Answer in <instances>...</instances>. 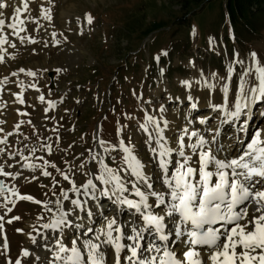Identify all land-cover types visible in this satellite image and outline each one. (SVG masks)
<instances>
[{"label":"rangeland","instance_id":"374dc122","mask_svg":"<svg viewBox=\"0 0 264 264\" xmlns=\"http://www.w3.org/2000/svg\"><path fill=\"white\" fill-rule=\"evenodd\" d=\"M30 1L28 13L23 15L24 30L19 34L25 40L21 43L15 36L11 54L0 62V80L9 83L7 92L0 93V129L7 127L11 112L19 114L18 127L11 135L0 131V140L5 141L0 144V165L4 172L12 173L0 175L8 188L0 194V264L56 263L53 252L59 235L54 239L50 230L42 227L56 211L48 212L43 203L21 196L40 202L62 198L61 190H69L71 185L61 172L77 186L86 183V174L97 169L90 163L92 155L100 153L98 159L107 155L99 146L100 140L107 146L123 138L126 144L136 146L146 168L154 171L156 164L145 144L147 134L139 127L146 114L163 116L169 125L187 115L192 130L206 113L220 114L221 110L208 104L223 102L221 88L225 84L231 86L228 104L233 108L239 77L252 64V52L264 65V15L260 20L234 25L228 20L226 0H45L43 15L36 0ZM49 15L50 19L44 18ZM28 37L36 42H29ZM210 37L215 39L214 45L209 44ZM236 53L243 65L236 63ZM158 55L159 62L155 59ZM229 65L235 68L230 80ZM29 70L35 76L27 75ZM184 80L191 83L190 88L181 83ZM205 81L215 88H207ZM262 111L264 101L247 110L254 118L250 132L264 129ZM214 118L210 123H215ZM220 120L228 129L226 123L232 119ZM242 125L243 120L240 128ZM121 128L122 134L118 132ZM181 129L178 123L170 136L175 138ZM232 133L229 145L237 143ZM122 155L113 152L116 160L107 157L106 162L117 167ZM45 162L49 177L43 176V168L33 171L25 167ZM154 188H160L158 182ZM69 196L74 198V193L69 191ZM91 203L107 216L119 215L121 221L129 212L127 208L119 211L107 197ZM80 216L87 220H83L85 226L91 224L84 213ZM97 224L91 227L95 229ZM40 234H47L48 239ZM73 235L72 231L67 237ZM32 237L39 244L35 245ZM65 243L71 247L69 239ZM43 244L48 251L43 250ZM25 250L30 255L24 256Z\"/></svg>","mask_w":264,"mask_h":264},{"label":"snow or ice","instance_id":"6c2138e0","mask_svg":"<svg viewBox=\"0 0 264 264\" xmlns=\"http://www.w3.org/2000/svg\"><path fill=\"white\" fill-rule=\"evenodd\" d=\"M22 2L26 10L27 2ZM7 7L8 4L0 3V8ZM14 12L18 17L21 8L14 7ZM91 21L89 15L88 22ZM5 26L4 13L0 12V52L6 53L5 44L15 47L9 35L19 37L21 43L25 37L19 35L15 22L7 24V28L12 29L9 34L4 33ZM27 39L31 43L36 42L31 37ZM215 43V39L210 37L209 44ZM163 55L167 56V52ZM235 55L236 63L243 65L239 53ZM250 56L252 64L239 77L233 101L235 110L229 111L228 108L230 84L221 88L223 102L210 105L216 110H223L230 119H238L242 115L246 118L247 110L255 102L264 101V65H261L255 52ZM155 59L159 62L160 56ZM3 60V55H0V62ZM234 72V66L229 65V80ZM27 75L35 76V73L29 70ZM181 83L191 87L187 80ZM205 86L215 88L207 81ZM18 99L23 103L22 98ZM43 99L41 96L40 100ZM191 107L195 109L197 105L193 103ZM159 111L163 113L165 108L161 106ZM260 114L264 116V111ZM200 123H207V120L202 119ZM139 127L148 137L145 144L156 163L155 177L146 171V163L136 154L135 145L126 144L123 138L118 144L107 146V142L100 140L99 146L107 155L105 159H98L100 153L92 155L90 163L94 162L97 169L86 174L89 176L86 183L77 186L74 180L61 172L64 180L71 185L69 190H61L62 199L57 197L55 201L40 202L31 196L20 197L43 203L48 212L53 211L48 205H55L53 219L42 225L44 229L59 233L53 252L54 261L60 264H109L108 254L101 249L110 248L114 254L112 264H122V254L123 264H264V129L257 130L251 140L243 145L242 151L234 156L218 157L209 140L198 131L189 132L187 127L175 136V146H172L165 136L169 121L163 116L157 118L146 114L144 123ZM118 132L122 134L123 128ZM186 137H195L196 141L186 145ZM215 139L213 136L212 140ZM4 142L0 140V144ZM113 152L123 153L117 167H111L106 162L107 157L116 160L115 156H111ZM47 166V162L43 165H25L33 171L43 168V176L49 177L51 173L47 171ZM51 167L61 171L55 164H51ZM0 175L11 176L12 173L4 172L0 165ZM156 182H159V189L154 188ZM5 190L6 186L0 181V194ZM13 191L18 194L16 190ZM69 191L75 194V198L69 196ZM101 197H107L116 206L126 207L128 215L134 218L129 220L125 217L121 221L119 215L107 216L101 212L102 223L99 227H86L80 212H84L91 223H96L92 220L94 212L87 205L90 200L98 201ZM64 201H68L71 207L65 209ZM74 212L75 220L80 223H74ZM66 228H71L74 233L72 237H67L71 247L65 243ZM81 229L83 237L87 238L81 237ZM40 235L42 239H48L47 234ZM32 242L36 243V237H32ZM23 255L30 253L25 250ZM17 264L20 262L17 261Z\"/></svg>","mask_w":264,"mask_h":264},{"label":"bare ground","instance_id":"6f19581e","mask_svg":"<svg viewBox=\"0 0 264 264\" xmlns=\"http://www.w3.org/2000/svg\"><path fill=\"white\" fill-rule=\"evenodd\" d=\"M30 0H26V2H27V4H28V2H29ZM33 1V0H32ZM1 3H6V4H8L9 5V7H7V8H0V12H3L4 13V18L6 19V26H5V28H4V33L5 34H9V33H11L12 32V29H9V28H7V24L8 23H13V22H15L16 24H17V31H19V34H21V31H20V29L21 28H24V23H23V15L24 14H27L28 13V11H26V10H24V9H22V6H23V2H22V0H2V2ZM30 3H31V1H30ZM36 4L40 7V9H41V14L43 15V12L47 9V4H46V1L45 0H36ZM14 7H20L21 8V13L19 14V16L18 17H16V14H15V12H14ZM28 10V9H27ZM45 13V12H44ZM14 17H15V19H14ZM21 21H22V23H21ZM22 33H24V32H22ZM15 36L14 35H9V40L10 41H12V39L14 38ZM14 42V41H13ZM17 42V41H16ZM4 47L7 49V52L5 53V52H0V55H3V57H4V60L11 54V50H10V45H8V44H5L4 45ZM6 84H8L9 85V83L8 82H2V80H0V93L1 92H4V93H6L7 91V88H5V86H6ZM9 91V90H8ZM10 92V91H9ZM208 105H212V104H208ZM212 108V107H211ZM228 108H229V111H234L235 109H234V107H233V109L232 108H230L229 106H228ZM248 111H251V107L248 109ZM223 114H224V112H223V110H221V112H220V114L219 115H217V118H218V120H220L221 118H222V116H223ZM205 117H207V116H204L203 118H205ZM158 118V117H157ZM225 119H226V121L229 119L230 120V118H228L226 115H225ZM181 120V121H180ZM179 121H177V120H175V121H172L171 122V125L172 126H174V127H171V125H169V127H168V130H166V132H165V136L166 137H168L169 138V141H170V143L172 144V146H175L174 145V138L172 137V136H170V134H171V132L172 131H174V128L175 127H177V124L178 123H180V126L182 127V128H184V127H187L188 128V125L191 123V122H188V120H189V117L186 115V117H184L183 119H180ZM220 123L221 124H223V122H222V120L220 121ZM19 124V114L18 113H16V112H11V114H10V116H9V119H7V127L6 128H4L3 129V131H2V133H4V135L5 136H7L6 134L7 133H11L15 128H17V125ZM210 126V125H209ZM221 127H223V125H220ZM190 129V128H189ZM193 129V128H192ZM263 129V128H262ZM193 131H196L195 130V128L193 129ZM218 131V128H215V131H214V133H216ZM235 131V130H234ZM174 132H176V131H174ZM178 132V131H177ZM189 132H191L190 130H189ZM234 135L236 136V134L234 133ZM210 138V136H208V137H206L205 139H209ZM235 138H237V136L235 137ZM223 140V139H226V137L223 135V136H221V135H219L218 137H217V140ZM210 140H212V137L210 138ZM231 140V139H230ZM196 140H190V139H188L187 137L185 138V143H186V145H188V144H191V143H194ZM227 141H225L224 142V144L225 145H228L227 143H226ZM223 143V142H222ZM238 144V143H237ZM236 144V145H237ZM211 147H215V145H216V143L215 142H212L211 144ZM234 145L235 144H233V145H228L229 146V148H232V147H234ZM153 146H155V145H153ZM218 146L219 147H221V145H220V143H218ZM224 149H222V151L221 150H219V149H216L215 151H216V154L218 155V157H228V156H230L229 155V153H227V151H223ZM186 151H188V152H190V149H187L186 148ZM230 152V151H229ZM237 151L235 150L234 151V154L236 153ZM175 156H174V160H175ZM194 159H195V157H194ZM152 170V169H151ZM151 170H148V168H146V171L147 172H149V173H152L153 174V176L155 177V174H156V172H157V169L156 170H154V171H151ZM74 198H75V194H74ZM132 198H134V197H132ZM62 199V198H61ZM81 199H84V197L83 196H81ZM56 199H54L53 201H55ZM150 203L152 202V200L150 199V201H149ZM92 203H94V202H92ZM64 206H65V209H67L68 207H71V205L69 204V202L66 204L65 202H64ZM87 207H89V208H91L92 210H93V212L96 214V215H93L92 216V220H94V221H96V223H98L99 225H100V223H102V221L100 220L101 219V217H100V213H101V208H99V207H97V205H92L91 203H90V201H89V203H88V205H87ZM50 208H52L53 209V211L55 212L56 211V209H55V205L54 204H50ZM77 211H79V210H77ZM250 212H251V209L249 210ZM81 214L82 213H84V212H80ZM86 214L84 213V216H85ZM87 216V215H86ZM72 219L74 220V223H79V220H75V212L73 213V217H72ZM81 222V221H80ZM99 227V226H98ZM64 232H65V236H67V234L69 233V228H66L65 230H64ZM37 244H39V242L37 241L36 242ZM36 243H35V245H36ZM26 245V244H25ZM48 249V248H47ZM102 250H104V251H106V253L108 254V260H109V264H112V261L114 260V254L112 253V250L110 249V248H102ZM237 251H240V249H237ZM121 260H122V264H123V254H122V257H121ZM52 264V263H51ZM55 264H60V262H56Z\"/></svg>","mask_w":264,"mask_h":264},{"label":"trees","instance_id":"16d2710c","mask_svg":"<svg viewBox=\"0 0 264 264\" xmlns=\"http://www.w3.org/2000/svg\"><path fill=\"white\" fill-rule=\"evenodd\" d=\"M199 3L203 0H192ZM229 20L234 25H245L264 15V0H226Z\"/></svg>","mask_w":264,"mask_h":264},{"label":"water","instance_id":"95a60500","mask_svg":"<svg viewBox=\"0 0 264 264\" xmlns=\"http://www.w3.org/2000/svg\"><path fill=\"white\" fill-rule=\"evenodd\" d=\"M0 181H2V180H0ZM2 182H3V181H2ZM6 190H7V189H6ZM6 190H5V191H6Z\"/></svg>","mask_w":264,"mask_h":264}]
</instances>
